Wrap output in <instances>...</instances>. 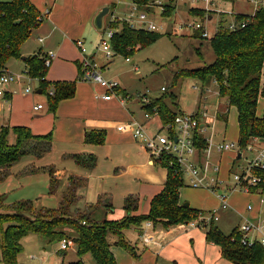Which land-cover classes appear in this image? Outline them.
<instances>
[{"label": "trees", "instance_id": "obj_1", "mask_svg": "<svg viewBox=\"0 0 264 264\" xmlns=\"http://www.w3.org/2000/svg\"><path fill=\"white\" fill-rule=\"evenodd\" d=\"M149 0H134V3L145 8ZM234 1V0H226ZM173 3V2H172ZM168 13L174 10L168 4ZM192 16L202 17L200 9H190ZM41 13L29 0H11L0 2V73L6 70L11 59L21 57V47L28 40L32 31L41 22ZM237 22H247L245 28L237 31L219 30L211 40L215 61L207 66L190 71H181L175 75L198 78L207 86L213 79L217 83L221 98L228 101L229 107L238 112L239 143L247 146L253 139H264V114L257 115L260 98H264V9L249 18L238 15ZM118 32L112 39L116 55L129 59L135 51L142 50L159 40L162 35L156 32L130 29L126 24H116ZM28 73L42 83L49 69H46L42 57L25 58ZM7 71V70H6ZM54 95L49 94V111L56 113L61 101L72 98L76 93L75 82H57L53 84ZM209 86V85H208ZM171 99L172 109L167 104ZM177 95L165 93L153 99L150 105H143V110L158 108L163 123L172 121L181 112L177 104ZM227 120V119H226ZM14 136V142L10 138ZM104 133L90 132L86 135L87 144H104ZM204 147L201 140L199 147ZM52 149V132L37 136L28 127H3L0 129V169H6L24 156L40 158ZM88 168H94L96 157L89 156ZM78 163L83 164L81 158ZM171 158L165 156L156 164L168 169V177L163 191L151 201L148 215L132 216L131 207L135 208L136 199L126 200L127 216L120 220H104L99 223L88 215L71 216L67 210L42 209L36 211L32 201L24 200L9 206L10 210L0 213V264H16L18 256L24 251L22 240L29 235L45 237L49 242L69 239L76 248L80 259L71 264H85L83 257L90 255L95 264H118L111 251L109 237L117 238L116 243L133 253L134 249L124 238V232L130 227L141 229L144 222L161 223L165 227L181 225L195 219L199 212L180 203V190L185 186L183 175L176 165L171 166ZM89 164V165H88ZM85 165V164H84ZM52 180H59L55 171H51ZM253 175L259 179L252 187L253 192L264 195V169L255 168ZM53 182V181H52ZM4 198L0 197V201ZM0 208L3 206L0 204ZM85 223V224H84ZM206 240L221 248L224 259L234 264H264V249L258 244L249 246L242 242V235L237 228L225 235L217 226L210 224L206 230Z\"/></svg>", "mask_w": 264, "mask_h": 264}, {"label": "crops", "instance_id": "obj_2", "mask_svg": "<svg viewBox=\"0 0 264 264\" xmlns=\"http://www.w3.org/2000/svg\"><path fill=\"white\" fill-rule=\"evenodd\" d=\"M9 1L11 0H0V2ZM29 1L45 19H42L28 38L30 40L34 36V45H30L28 43L29 40L25 42L21 47V57L11 59L6 66V70L11 74L15 71L10 69V65L16 66V73L18 74L16 76H22V80L19 78L20 81L12 82L5 88H0V129L3 127H28L37 136L47 135L52 132V149L40 158L32 155L24 156L10 167L0 169V175L4 177L3 179L1 177L0 180L2 182L8 181L7 184H9L11 190L15 185V181L21 177L38 176L37 174L40 171H44L43 173H48L50 193L54 194L60 183H63V188H65L62 192L63 197L59 207L52 210H62L63 212L67 210L69 215H71L72 211L74 216L78 214L88 215L92 220L99 223L104 220L114 221L127 216L126 200L131 197L136 199V205H134L136 207H131L129 214L141 216L138 210L140 205L138 204L140 202L139 197H141L140 191H119V186L114 188V184L109 190H106V182L102 183L106 175L99 171L100 161L96 155L101 154L98 149L106 145L108 147L123 145L127 140L135 139L131 133L117 130V126L122 123L112 119L114 116L112 109L116 107L115 100H101L100 102L93 97L94 90L103 93L107 89L97 83L94 87L79 83L81 61L84 55L76 45L78 40H83L87 48V56L96 58L99 52H102L98 46L99 42H101L102 34L94 26L97 14L107 6H112L114 11L120 14L118 10L119 3H131L133 8L134 0ZM109 8L111 10V7ZM131 9L128 11L130 12ZM107 22L108 20H106V24ZM48 52H53L55 58L45 77L46 83H42L38 78H32L29 75L28 66L24 59L33 56L43 57ZM102 57L107 61L104 54ZM23 70L25 71L22 73ZM24 80L27 82H39L36 94L45 93L47 95L46 102L48 103L43 102L39 97H31L32 89L30 93H25L24 85H22ZM57 82H75L76 93L72 98L61 101L56 113L53 114L49 111V92L53 88L51 86ZM25 103L27 104L25 105ZM38 105H42L43 108L35 111L34 107ZM33 111L36 112V115H33ZM130 113L132 116L127 122L134 119L141 121L150 132H156L163 124V121L158 117L150 121L145 120L144 112L140 119L135 116V113L138 115L135 110H131ZM226 114L227 112L225 114L218 113L216 116L217 121H227L228 116ZM201 124L202 126L211 127L207 123ZM92 131H102L104 133V144L96 145L85 142L86 135ZM113 135L116 136L114 144L112 142ZM214 136H217L215 131ZM59 145L62 146L60 150ZM133 146L138 151L136 154L138 157L136 158L141 160V162L134 168L135 172H132V167L129 166L130 171L136 177L134 181L143 184L142 188L147 190L146 200L150 205L153 198L163 191L168 177V169L157 165L156 162L153 163L150 155L141 145L139 147V145L133 143ZM89 156L96 157L94 168L87 167V163L90 162L88 160ZM78 158L83 160V164L80 165L78 163ZM107 159H111V162L116 163L109 154ZM57 164L61 165L58 169L55 168ZM63 165L69 166L72 174L67 175ZM51 171H55L59 180H52ZM126 173L127 170L116 173L117 175L114 174L112 177L119 179L123 176L121 174L125 175ZM115 185H117L116 182ZM5 195L2 194L0 197L7 201ZM120 198L123 200L121 204H119ZM180 203L185 204L181 194ZM190 208L195 209L191 206ZM229 209L228 203V208L223 211ZM260 210V207H257V209L254 207V212L249 215L257 217ZM3 212L0 209V213ZM147 212L145 211L144 213ZM200 229L202 228H192L186 225H176L169 228L160 225L155 227L154 225V231H149V233L154 236L161 233V238L155 239L152 244L145 245L141 240V229L135 228L138 238L135 239L134 243L130 241V246L134 249L133 253L123 247V251L121 249L118 250L119 247H114L112 243L111 251L118 264H234L223 258L221 248L214 243L208 242L206 240V230ZM125 251L134 254L133 257L128 256ZM93 264L95 263L93 262Z\"/></svg>", "mask_w": 264, "mask_h": 264}, {"label": "rangeland", "instance_id": "obj_3", "mask_svg": "<svg viewBox=\"0 0 264 264\" xmlns=\"http://www.w3.org/2000/svg\"><path fill=\"white\" fill-rule=\"evenodd\" d=\"M151 1H160L161 3L168 4L170 0ZM214 1L216 4L212 8L219 9V11L225 13L234 12L239 14H248L252 13L253 10L251 0ZM109 7H111L110 13L116 12L114 13L115 15L124 17L126 13L129 12L128 10L132 8V4L119 3L118 10L120 14L117 11H114L112 6ZM198 8H201V5H198ZM143 9L152 11V9L148 7ZM190 11L191 10L188 6L179 4L173 11H171V13L169 12L167 16H163L161 15V9L156 7V15H151L149 19L153 20L159 27H163L158 31V33L162 35L159 40L148 45L142 50L135 51L134 54L129 57V61H127L126 57L116 55L109 62L103 59L102 52H99L97 57L94 58L98 70L102 73L104 79L119 83L120 87L129 95L130 98L125 106L120 105L119 100L116 97L113 98L115 100L116 107H113L112 109L114 114L112 119L120 123H126L132 116L130 113L131 110H135L138 114L136 115L135 113V116L137 119H140L143 116L144 111L141 107L142 104L139 97L147 95L152 100L158 99L164 95V93L161 92V88L165 87L168 93H174L178 96V108L182 114L193 115L200 112L203 116L201 117L200 122L207 123L211 125V127H214V131L217 135L214 137L215 141L221 142L222 140H227L238 143V112L236 108L229 107L226 99L219 96L217 93L218 87L213 83V79L208 83L209 86L207 85L209 91L206 93L207 95H205L207 97L206 101L201 98L202 93L197 92L194 89V86H199L200 88L203 86L200 79L190 76H182L178 80L175 79V75L181 71L199 69L210 65L215 61V54L211 46L212 39H203L198 32L195 34L187 32L185 34H180L176 32V24L184 20L190 21L193 19ZM215 18L218 22L222 23H227L233 20L232 16L225 14H216ZM106 20H108V17ZM216 25H210L211 28L209 30L212 31V27ZM214 28L217 29L216 27ZM99 33L102 34L101 32ZM28 43H30V45H34V36H32ZM98 46H100V44ZM10 69L15 71L12 72V74L18 75L16 73V66L10 65ZM24 71L25 70H23L22 73ZM18 81H20V79L15 78L13 82ZM79 83L90 87H94L96 85V83L93 82H84L80 77ZM22 85H24V89L31 86V97H39V99L41 98L43 102H46L47 95L45 93L36 94V91L39 88V82H27L24 80ZM51 87H54V85ZM107 93V90L103 93H99L97 90H94L93 97L96 101L101 102V100H104L103 96L107 95ZM167 102L172 109L175 108L172 106L171 99H168ZM26 104L27 103H25V105ZM204 106L207 107V111L203 110ZM225 112H227L226 116H228L227 121H217V114H225ZM263 113L264 98H260L257 106V114L258 116H262ZM33 115H36V112L33 111ZM10 141L14 142V136L10 138ZM115 141L116 136L113 135V144ZM133 143L139 145L140 147V144H138L135 140H127L123 143V145H113L111 147L106 145L103 148H99L98 152H100L101 155H96L100 161L99 171L106 175V178L102 181V183L106 182V190H109V188L114 184V188L119 186V191H140L141 197L137 195L140 200L138 203L140 204L138 210L140 211V215H148L150 213L149 208L151 207V203L149 205V202L146 200L147 190L142 188L143 184L134 181L136 177L132 173L135 172L134 168L141 162V160L136 158L138 157L136 155L138 151L133 146ZM61 148L62 146L59 145V150ZM108 154L109 156L111 155L116 163L111 162V159H107ZM220 156L221 155L217 153L214 154V159H221V173L219 175V179L224 182L222 187L224 185H228L232 190L227 191L226 188L219 189V193L228 196L230 209L220 212V221L217 225L225 235H229L233 229H238L240 225L244 224L245 217L250 216L247 210L249 205L256 207V209L257 207H260L262 209V214H264V205H260V201L262 199L264 200V195L260 194L259 191L252 193V187L251 193L245 192L244 188L241 187H237L233 190L237 183L235 176L241 175L243 167L247 166V163L245 161H235L236 156L233 152H227L224 153L222 157ZM55 166L56 169L61 167V165L58 164ZM63 166L67 175L72 174L69 166ZM129 166L132 167V172L130 171ZM125 170H127V173L125 175L121 174L123 175L121 178L115 179L112 177V175ZM43 172L44 171H40L37 174L38 176L21 177L19 180L15 181V185L11 190L9 184H7L8 181L2 182L0 180V192L2 194H6L5 197L7 199V201L3 199L0 201V204L3 206V208L0 209H2V211L10 210L9 206L13 205V203L24 200H31L36 211H40V209L43 208L57 209L63 197L62 192L65 190V188H63L64 185L63 183H60L57 191L54 194L50 193L49 180L47 178L48 173ZM1 177L2 179L4 178L0 175V178ZM115 182L117 185H115ZM5 191L6 193H4ZM1 193L0 195H2ZM180 194L182 196L183 203H190V206L198 211L208 212L210 210L219 209L221 206L218 195L208 189H194L185 186L180 190ZM122 202L123 200L120 198L119 204ZM6 203L11 205H7ZM145 211L148 212L144 213ZM73 214L74 213L71 211L72 216H74ZM197 217L192 220H196ZM189 222L190 221L181 225L190 227ZM154 225L155 227L159 225L165 227L161 223ZM209 226L210 225H207L205 228L200 230H207ZM115 238L116 237L110 235L109 241L114 245V247H119L118 250L121 249L123 251V248L116 243L117 238ZM124 238L129 244H131L130 241L134 243L135 239L138 238L137 230H135L134 227L126 229L124 232ZM60 245V241L49 242L45 237L34 234L29 235L23 240L24 251L18 256L16 264H71L80 259L77 255L76 248L73 245L66 253L61 251ZM125 252L130 257H133L134 255L128 251ZM82 260L85 264H93L90 255L83 257Z\"/></svg>", "mask_w": 264, "mask_h": 264}, {"label": "built area", "instance_id": "obj_4", "mask_svg": "<svg viewBox=\"0 0 264 264\" xmlns=\"http://www.w3.org/2000/svg\"><path fill=\"white\" fill-rule=\"evenodd\" d=\"M226 1V0H225ZM173 2V3H172ZM173 4L175 7L179 4L188 6L190 9H200L203 11V16H193L190 21L184 20L175 25L177 33L185 34L200 33L203 39L211 40L213 36L221 29H227L229 31H237L238 29L245 28L247 22L239 23L236 18L238 15H245L249 18L255 16V13L261 9H264V0H251L252 13L239 14V13H225L219 11V9H213L215 6L214 0H170L168 4ZM168 4L161 3L160 1H148L146 7L152 9L147 11L141 8L138 4L134 3L133 8L124 17L110 14L108 22L105 26V30L102 33V39L100 42L99 50L102 51L107 61H111L116 52L112 47V39L116 32L119 31V26L116 24H126L130 29L145 30L149 32H156L163 27H159L153 20L149 19L151 15H156L155 8L161 9V15L168 10ZM201 5V8H198ZM217 10V11H215ZM225 14L232 16V21L227 23L218 22L215 15ZM42 16L40 20L42 21ZM175 24V23H174ZM217 24V25H216ZM210 25H216L217 29ZM77 47L84 55L81 61V74L80 78L84 82H93L106 88L108 93L103 96L104 100H111L116 97L119 103L123 106L127 104L130 99L129 95L120 87L119 83L115 81H107L102 76V73L98 70L97 64L94 58L87 56V48L83 40L76 42ZM55 58L53 52H48L43 56V63L46 69H50L52 62ZM129 61V59H127ZM22 76H16L8 71L0 73V88H5L12 83L15 78ZM213 83L217 85L216 81ZM197 92H201V98L206 101V93L209 91L208 86H194ZM206 90V92H205ZM31 88L25 89V93H30ZM162 93H167L165 87L161 88ZM219 94V92H217ZM50 95H54V89L49 92ZM220 96V95H219ZM141 107L143 105H150L153 101L147 95L140 96ZM43 108L42 105L34 107L35 111H39ZM204 111H207V107H203ZM144 111V119L147 121L153 118H160L159 110L157 107ZM205 115V114H204ZM203 117L201 113L193 115H184L179 112L176 117L167 123H163L159 130L156 132H150L146 128L145 124L138 120H131L126 123L119 124L117 130L120 132H129L133 138L148 152L153 163L161 159L162 157L171 158V166L176 165L178 170L183 175L185 186L194 189H208L218 195L221 202L219 209H214L208 212H199L196 220L189 222V226L192 228H205L212 223H218L220 219V212L228 208L227 195L219 193L220 188H226L227 191L232 189L228 185H223L224 182L220 181L219 175L221 173V159H214V154L223 155L227 152L235 153V161H245L247 166L243 167L241 175H236L237 181L233 190L237 187L244 188L245 192L251 193V187L255 186L259 179L253 175L255 168L264 169V144H257V139L252 140L247 146L242 147L240 143L230 142L227 140L216 142L214 140V127L202 126L200 118ZM161 119V118H160ZM210 131V133H208ZM209 134V135H208ZM205 143L204 147H199V142ZM259 147V148H258ZM241 155L239 159L238 156ZM260 205H264V200L260 201ZM248 213L254 212V207L249 205ZM85 224V223H84ZM154 223L151 221L144 222L141 231V240L145 245H149L155 242V239L161 238V233L157 236L149 233L154 231ZM238 231L242 235V242L246 245L252 246L258 244L264 249V214L262 209L256 216H248L244 218V224L238 227ZM60 249L66 253L74 244L69 239L62 240Z\"/></svg>", "mask_w": 264, "mask_h": 264}, {"label": "water", "instance_id": "obj_5", "mask_svg": "<svg viewBox=\"0 0 264 264\" xmlns=\"http://www.w3.org/2000/svg\"><path fill=\"white\" fill-rule=\"evenodd\" d=\"M110 15V8L109 7H105L103 8L96 16L95 20H94V26L97 29V31L103 33L105 30V26H106V18ZM257 144H264V139H259L257 141ZM238 158H241V155L239 154ZM184 207H190L189 203H185Z\"/></svg>", "mask_w": 264, "mask_h": 264}]
</instances>
